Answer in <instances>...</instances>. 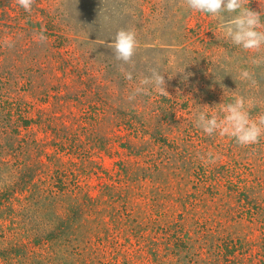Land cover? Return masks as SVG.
<instances>
[{
	"label": "rangeland",
	"instance_id": "obj_1",
	"mask_svg": "<svg viewBox=\"0 0 264 264\" xmlns=\"http://www.w3.org/2000/svg\"><path fill=\"white\" fill-rule=\"evenodd\" d=\"M121 29L132 81L107 47ZM253 55L181 0H0V264H264V138L194 124L236 96L264 115ZM151 69L169 95L129 101Z\"/></svg>",
	"mask_w": 264,
	"mask_h": 264
},
{
	"label": "clouds",
	"instance_id": "obj_2",
	"mask_svg": "<svg viewBox=\"0 0 264 264\" xmlns=\"http://www.w3.org/2000/svg\"><path fill=\"white\" fill-rule=\"evenodd\" d=\"M18 5L26 12L31 13L36 0H16ZM250 0H181L182 6L193 12L210 15L216 21L217 30L222 32L224 38L233 46L249 53L250 63L255 66L264 65V13H257L250 9ZM34 39L45 43L48 37L45 30L34 33ZM112 43L107 47L114 53V58L122 62L120 72L128 81L133 80L131 71H127L124 65L134 67V56L137 54L139 43L136 32L133 30H119ZM7 47L13 45L6 42ZM242 82H248L250 86L256 85L253 74L241 69L237 77L233 78ZM151 91L160 95H169L166 91L164 74L156 69H151V75L139 80L138 86L128 96L129 101L136 99L139 94H150ZM220 112L209 113V107L195 113L194 124L206 135L227 136L235 140L241 147L256 145L264 138V115L253 118L250 109L253 102L243 96L233 97L231 103L218 105ZM199 159L205 165L215 164L220 158L212 152L199 155Z\"/></svg>",
	"mask_w": 264,
	"mask_h": 264
}]
</instances>
